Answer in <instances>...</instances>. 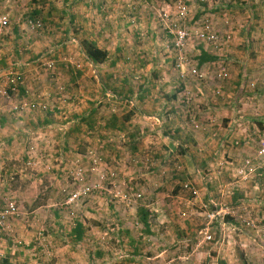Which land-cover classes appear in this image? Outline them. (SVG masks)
I'll return each mask as SVG.
<instances>
[{
	"label": "rangeland",
	"instance_id": "rangeland-1",
	"mask_svg": "<svg viewBox=\"0 0 264 264\" xmlns=\"http://www.w3.org/2000/svg\"><path fill=\"white\" fill-rule=\"evenodd\" d=\"M178 1H55L54 12L63 10L65 13L64 18L56 20L61 23V28H68L70 33L75 27H82L78 36H66L63 32L54 30L57 38L66 37L71 40L72 42L67 43L72 47H69L67 53L58 54L61 56V63L55 62L50 67L49 63L54 59L51 56L45 64H40L37 72L44 80L35 89L40 88L39 91H45L44 95L50 93L55 98L48 104L50 108L53 106L55 111L58 110L57 114L52 109V114L46 111L28 112L26 108L20 112L21 116H14L9 112V109L19 108L20 105L26 107L25 103L39 99L38 94L41 92L38 90L25 92L24 97L18 94V90L7 100L4 99L0 110L4 109L10 114L6 116L5 125L23 124L21 121L24 118L28 119L27 123L31 126L45 122L48 117L53 118L57 125H62L70 118L72 122L66 125L68 128H62L64 134L58 140L61 148L52 146L44 149L37 146L35 143L39 142L40 134L33 132L28 139L25 136H22L23 139L18 138L23 140L18 143L20 147L13 148L7 144L8 148H5L6 144H1L0 161L4 162L0 165V207L6 209L14 204L16 210L0 226V264H91V253L99 249L108 252L109 255L105 257L108 260L99 259L93 264H264V179H261L264 177L261 175L264 168L258 166L256 172L247 178L237 172L242 181H250L256 175L260 177L258 187L254 188L255 183L252 182L249 196L242 200L248 207L246 210L240 208L236 214L233 211L235 205L231 201H217L218 207H228L230 213L226 214L221 226L214 225L211 228L214 237L211 242L199 240L198 234L184 239L181 237L179 240L171 239L168 235L171 241H168L167 251L162 256L149 258L150 251H155L156 248L153 247L154 244L151 245L153 239L147 236L144 225L139 224L136 210L151 202L157 189L160 188L162 192L169 190V162L174 160L169 157V151L162 152L169 149L166 144L164 150L156 153L154 151L158 149L137 146L133 128L120 130L106 127L111 117L118 118V113L120 119L116 123L117 127L125 123L124 117L131 114L129 109L133 108L125 106L126 99H122V96L125 94L128 98L129 94L140 91V82H136L133 76L136 74V66L141 65V62L147 63L145 69L150 76H144L145 81H156L160 85L159 88L154 86L152 92L164 93L163 96L169 94L168 46L172 45V37L167 25L161 20V15L169 14L168 23L175 21ZM186 3L190 9L186 25L193 31V35L204 28L206 21L212 22L221 34H227L228 30H220L219 25L220 21L221 24L228 25L229 17L211 18L218 11L219 0H188ZM224 3L227 9L233 5L228 0H224ZM215 5L217 8H214ZM261 6L255 11H261L264 15V3ZM248 7H241L242 12L244 13V9L246 12ZM199 11L204 14L200 20L196 19ZM71 15L75 16L76 21H70ZM259 19V23H264V17L259 16ZM41 21L43 28L39 31L57 26L55 21ZM194 37L191 41H198ZM85 39H97L102 46L100 48L107 47L111 53L117 54L119 67L116 66L114 70L106 67L108 62L102 66L88 60ZM200 42L203 43V40ZM120 47L122 50L118 51ZM155 47L158 50H153ZM187 56L192 63V58ZM173 59V66L180 77V69L176 67L177 57ZM67 62L73 64V68L68 69L73 70V73L66 76L62 68H65L64 64ZM16 70L11 68L7 73ZM75 75L76 78L73 79ZM101 75H104L103 79ZM124 81L127 83L124 84ZM3 85L2 89L6 88L7 82H3ZM73 96L76 100L67 102ZM89 97H93V100ZM61 99L66 101L58 105L56 101ZM93 104L98 108L92 115L95 128L89 126V121H84L79 124L78 131L66 135L65 132L75 123V119H80L79 115L90 116L86 112ZM58 106L61 107L57 108ZM163 115H166L164 110ZM130 123H134L132 119ZM165 126L168 129L167 124ZM9 130L0 126V134ZM26 140L35 142L34 147L27 149ZM67 140L74 144L70 145L69 142L68 145ZM163 155H167L164 161L161 158ZM141 160L145 163L149 161L147 166L150 168ZM145 172H150L154 177V185L144 183L142 177L145 176L140 173ZM112 173L116 174L115 177L111 176ZM213 207L214 204L209 209L212 210ZM206 211L200 216L203 221ZM236 215L238 220L235 224V220L231 221V218ZM247 216L248 219L252 218L249 224L246 223ZM78 221L84 226V237L81 240L75 238L73 231ZM163 222L165 220L159 224L164 225ZM202 225L203 223L199 224V229ZM161 234L160 230L157 231L154 238L159 237L161 241ZM132 239H141L142 242L139 245Z\"/></svg>",
	"mask_w": 264,
	"mask_h": 264
},
{
	"label": "crops",
	"instance_id": "crops-1",
	"mask_svg": "<svg viewBox=\"0 0 264 264\" xmlns=\"http://www.w3.org/2000/svg\"><path fill=\"white\" fill-rule=\"evenodd\" d=\"M55 1L0 0V5L5 8V13H8L10 20L12 19L11 26L3 40L4 44L0 49V89L4 86L3 82H6L5 74L11 68L19 69L26 76V80H24L18 93L20 96L24 97L25 92L29 93V91L40 89H35V86L41 84L44 80L43 77L37 74L40 64H45L51 56H53V60H56V63H61V56L58 54L67 53L69 47H72L68 45L72 42L71 40H67L66 37L57 38L54 30L63 32L66 36L69 34L78 36L82 31V27H75L73 32L70 33L68 28H61V23H57L56 20L60 21L64 18L65 13L63 10L59 13L54 12L56 10L54 7ZM228 1L233 5L227 3L230 5L227 9L224 0H219L218 11L211 18L229 17L230 22L228 25L221 24L222 21H220L219 26L222 31L228 30L226 31L228 34L232 32L230 45H223L220 48L214 47L204 41L201 43V39L195 36L198 41L192 40L186 48V54L193 60L192 65L207 70V79L203 81L193 80L192 77L187 80L181 79L178 71L173 66L175 54L169 52V94L163 96L164 93L156 94L152 92L154 86L159 88L160 85L156 81L155 83L145 81L144 76L147 78H150V76H148L145 69L147 63L143 61L139 62L141 65L136 66L134 74L137 75L133 76L134 80L140 76L136 80V82H140V91H136L125 101V106L133 108L129 109L131 118L126 120L125 123L119 124V126L124 130L133 128V132L136 133L137 146L158 149L154 152L160 153L165 149L166 144L169 149L162 152L169 151V157L174 160L169 162V190L162 192L160 188L157 189L155 195L151 197L152 201L143 205L149 212L148 227L140 220V208L136 210L139 224L144 225L147 236L149 239H153L151 245L154 244L153 247L156 248L155 251H150L149 258L162 256L167 251L166 246L171 239L176 238L179 240L181 237L184 239L187 236L192 237V235L197 234L199 224L203 222L200 216L212 206V203H217V201L228 203L231 201L235 205L233 211L236 214L240 208L245 209L248 207L242 200H244V197L249 196L252 182L255 183L254 188L258 187L257 181L260 180V177L258 178L256 175L250 181H242L237 175L238 170L236 167L245 157L255 156L258 140L261 136H264V23L258 22L261 20L259 16L263 18L264 15L261 11H255L256 8L263 5L264 0ZM241 7L246 9L248 7L246 12L244 9L245 14L242 12ZM214 8H217V5ZM203 16L204 14L199 11L196 19L200 20ZM74 17V15H71L70 21ZM28 18L40 19L48 23L55 21L57 26L47 31L45 29L33 31L24 22ZM74 21L76 20L74 19ZM212 27V30L219 32L213 24ZM92 40L102 47L99 40ZM103 48L108 49L107 47ZM223 49L225 50L222 52ZM117 50L121 51L122 48L120 47ZM153 50H158V48L155 47ZM107 51L109 58L105 61L108 62L106 67H113V65L119 67L118 55L111 53L109 49ZM209 57L212 59H208ZM222 60L227 63L230 71L226 79L219 80L216 73ZM64 65L67 69L62 68L63 73L66 76L72 74L73 70L68 69L73 68V64L67 62ZM100 65L104 66L103 63ZM131 66L134 67V64H131ZM103 76L101 75L102 79ZM75 78L76 76L73 77V79ZM125 83L127 82L124 81ZM217 88H221L222 95L215 94ZM187 91L193 96L189 102H186L184 96ZM39 92H41L38 94L40 100L47 102V104L55 99L50 93L44 95L46 94L45 91ZM106 94L109 95L108 92ZM12 95L14 93H11L10 96ZM8 98L6 97L5 100ZM89 99L93 100V97H89ZM101 99H104V95ZM63 100L56 102L60 105V103L66 101V99ZM74 100H76L75 96L69 98L67 102ZM130 100L132 103H130ZM96 104L87 109L86 115H91L95 110L97 111ZM51 109L55 111L53 106ZM163 110L166 113L165 116ZM57 111H55V114H57ZM6 112L4 109L0 110V126L10 129L9 132H4V134L1 132L0 134V146L6 144L5 148H8L7 144L13 148L20 147L18 143L23 140L18 138L23 139L22 136H25L24 138L28 139L31 132L37 135L40 134L39 142H33L37 146L40 145L44 149L52 146L61 148L58 140H61L59 138L64 134L62 128H68L66 125L72 122L70 118L62 125H57L53 118L48 117L52 119V122L47 124L45 121L40 122L41 124L37 126H31L27 123L28 119L24 118L21 121L23 124L5 125L6 116L10 115ZM9 112H12L14 116L22 115L21 110L18 109H9ZM119 114L117 116L120 119ZM74 116H77V114ZM131 119L134 123H130ZM165 124H167L168 129H166ZM120 127H117V129H120ZM94 128L92 125V129ZM79 129V127L78 129L74 128L72 124L71 128L67 129L68 131L65 133L71 135L73 131ZM164 129L165 131H163ZM26 141L25 146L27 149L33 147L32 142ZM67 142L68 145L69 142L70 145L74 144L71 143L72 141L67 140ZM64 144H66V141ZM166 156L161 157L163 161ZM27 157L25 156V158ZM169 160L171 159L169 158ZM3 162L0 161V165ZM141 162L146 166L149 163V161L145 163L144 160H141ZM147 168L150 167L147 166ZM162 172L166 171L163 170ZM140 174L145 176L142 177L145 184L149 186L155 184L154 177L150 175V172ZM261 175L264 176V173ZM261 179L263 180L264 177ZM186 183H190L198 189L197 197L184 187ZM167 200H169V203ZM258 216H255V218ZM248 218V216L245 218L247 224L252 220V218ZM157 219H159V222L165 220L164 225H160ZM237 220V215L231 218V221H234L235 224ZM254 226H256V223ZM159 230L162 232L160 235L161 241L159 237L154 238ZM168 235L171 236V239L167 237ZM138 239L134 242L140 245L142 241ZM158 244L162 246L158 247ZM106 255H109L108 252L100 249L96 250L91 253L92 258L89 259V262L93 264L94 261L99 259L108 260V258H105Z\"/></svg>",
	"mask_w": 264,
	"mask_h": 264
},
{
	"label": "built area",
	"instance_id": "built-area-1",
	"mask_svg": "<svg viewBox=\"0 0 264 264\" xmlns=\"http://www.w3.org/2000/svg\"><path fill=\"white\" fill-rule=\"evenodd\" d=\"M5 8H3L2 5H0V49L4 44V36L7 35L8 29L11 26L10 16L8 13H5ZM175 21L169 22V14L161 15V20L164 22V24L168 27V32H170L172 37V45L168 46L169 52H173L176 59V67L180 69V77L182 79L187 80L189 77H192L193 80L196 81H203L207 79L208 72L205 69L200 68L199 66L192 65V63L189 61L188 56L186 54V48L188 47V44L191 42L192 37L196 36L199 39H202L204 42L209 43L213 45L214 47H222L229 46L230 42L232 40V33H227L226 35H223L221 33H218L214 30H212V23L211 22H205L206 25H204V28L196 31L193 35V31L188 25H186V21L188 19L189 14V7L187 3L184 0H179L177 3L176 13H175ZM27 26L33 30V31H39L43 28V23L41 20H33L32 18H28L26 20ZM176 22V23H174ZM225 37V38H224ZM55 65V61H51L49 63V66L52 67ZM229 76V69L227 66V63L222 60L220 65L218 66V72L216 73V77L219 80H224ZM6 82L7 87L4 89H0V104L4 101V99L7 97H10L11 92H17L19 90V86L21 83L24 82V73L20 70L16 71H10L6 75ZM254 85V84H252ZM216 95H222L221 88L215 89ZM186 102H189L193 96L192 94L187 91L184 93ZM25 105H28V103H25ZM44 108L47 109L48 106L44 105ZM258 148L256 150V154L254 156H248L245 157L242 161L239 168L238 173L239 175H242L244 178H247L249 175L254 174L253 172L258 169V166L260 168H264V136H261L259 138ZM257 159L259 161L257 162ZM256 162V163H255ZM115 173H112V177H115ZM186 189L191 191L195 197L198 196V189L191 185L190 183H186L184 185ZM141 195L139 194L138 197ZM214 204L213 209H208L205 213L204 221L202 222V227L197 231V234L199 236V240L211 242L214 237L211 233V228L214 225H222L224 223V219L226 214L230 213V210L228 207H218L217 203ZM16 210L15 205H11L10 207H7L6 209H2L0 207V226L2 227L6 220L8 219L9 214H13ZM7 224V223H6Z\"/></svg>",
	"mask_w": 264,
	"mask_h": 264
},
{
	"label": "trees",
	"instance_id": "trees-1",
	"mask_svg": "<svg viewBox=\"0 0 264 264\" xmlns=\"http://www.w3.org/2000/svg\"><path fill=\"white\" fill-rule=\"evenodd\" d=\"M185 2L188 1V0H184ZM189 12H190V9H189ZM33 20H36L35 18H32ZM84 47H85V53L87 55V57L89 58V60H91L93 63L95 64H102L104 63L105 61L108 60L109 58V53L107 50L103 49V48H100L97 43L95 41H90V40H84ZM208 59H212L211 57H209ZM118 60V59H117ZM115 60V61H117ZM119 62V61H118ZM117 65H113V67H111L112 69H114V67H116ZM115 70V69H114ZM78 74H80V71H77ZM115 75V73H114ZM76 76V75H75ZM140 78V76L135 79V80H138ZM24 83V82H23ZM20 84L19 86V91L21 89V86L22 84ZM12 94L14 92L10 91ZM23 95V93H22ZM130 96V94H129ZM124 100L127 98L124 94ZM122 98V99H123ZM131 101V100H130ZM28 103V102H27ZM132 103V101L130 102ZM25 105V104H24ZM44 105H47L48 108L45 109L44 108ZM24 108L28 109V112H32V111H46L47 113L51 114L52 111H51V108H50V105L47 104V102L45 101H42L39 99H35L31 102L28 103V105H26V107H23L22 105H20L19 108L15 107V109H18V110H23ZM95 113V111L90 115V116H80L79 115V118L80 119H75V123L73 124L74 125V128H77L79 127V124H81L82 122L84 121H89L90 123V127H92L93 125V118H92V115ZM78 117V116H76ZM130 119V115L124 117V121L126 122V120H129ZM49 122H52V119L50 118H47L46 119V123L48 124ZM92 123V125H91ZM116 123H118V118L116 116H113L111 117L110 121L107 122V125L106 127H112V128H117L116 126ZM71 128V127H70ZM123 129L120 127V130ZM74 132V131H73ZM72 132V133H73ZM135 133V132H134ZM136 134V133H135ZM72 135V134H71ZM31 142V141H30ZM34 147V145H33ZM32 148V147H31ZM142 200V199H141ZM140 210H139V213H140V220L143 222L144 225H146L148 227V215H149V212L147 210V208L145 207H139ZM74 233H75V237L77 240H81L83 237H84V226H83V223L78 221L76 226L74 227L73 229ZM132 241L134 242V240L132 239Z\"/></svg>",
	"mask_w": 264,
	"mask_h": 264
}]
</instances>
